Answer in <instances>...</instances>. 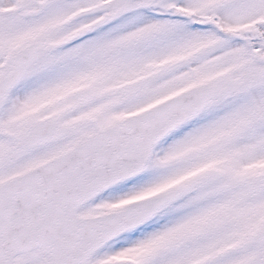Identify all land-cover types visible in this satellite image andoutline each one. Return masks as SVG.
I'll return each mask as SVG.
<instances>
[{"label":"snow or ice","instance_id":"snow-or-ice-1","mask_svg":"<svg viewBox=\"0 0 264 264\" xmlns=\"http://www.w3.org/2000/svg\"><path fill=\"white\" fill-rule=\"evenodd\" d=\"M0 264H264V0H0Z\"/></svg>","mask_w":264,"mask_h":264}]
</instances>
